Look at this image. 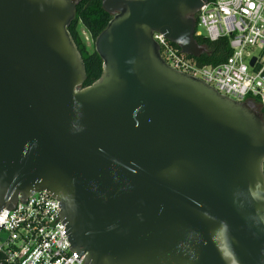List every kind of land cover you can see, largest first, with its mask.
<instances>
[{
	"label": "water",
	"instance_id": "water-1",
	"mask_svg": "<svg viewBox=\"0 0 264 264\" xmlns=\"http://www.w3.org/2000/svg\"><path fill=\"white\" fill-rule=\"evenodd\" d=\"M208 1L101 0V74L83 87L80 0H0V210L47 192L87 264H264V119L152 38L200 58Z\"/></svg>",
	"mask_w": 264,
	"mask_h": 264
},
{
	"label": "built area",
	"instance_id": "built-area-1",
	"mask_svg": "<svg viewBox=\"0 0 264 264\" xmlns=\"http://www.w3.org/2000/svg\"><path fill=\"white\" fill-rule=\"evenodd\" d=\"M194 38L225 40L230 55L199 65L159 33L152 38L172 70L264 113V0H209L195 15ZM255 59L254 65L250 61ZM0 264H87L75 257L60 223L59 202L45 191L0 210Z\"/></svg>",
	"mask_w": 264,
	"mask_h": 264
},
{
	"label": "trees",
	"instance_id": "trees-1",
	"mask_svg": "<svg viewBox=\"0 0 264 264\" xmlns=\"http://www.w3.org/2000/svg\"><path fill=\"white\" fill-rule=\"evenodd\" d=\"M110 19L111 16L101 8V0H80L76 6L75 17L68 28V32L76 43L84 61L86 80L83 87L91 85L100 77L102 61L94 51V48L91 52L86 49L80 39L77 27H83L94 42ZM196 42L205 49V53L197 60L199 65L221 64L230 55L225 40L211 43L207 40L196 38ZM261 114L264 118V113L261 112Z\"/></svg>",
	"mask_w": 264,
	"mask_h": 264
},
{
	"label": "rangeland",
	"instance_id": "rangeland-1",
	"mask_svg": "<svg viewBox=\"0 0 264 264\" xmlns=\"http://www.w3.org/2000/svg\"><path fill=\"white\" fill-rule=\"evenodd\" d=\"M78 33L80 35V39L82 41V43L84 44V46L86 47V49L91 52L93 50V40L91 39L90 35L88 34V32L81 26L77 27ZM256 109V108H255Z\"/></svg>",
	"mask_w": 264,
	"mask_h": 264
},
{
	"label": "flooded vegetation",
	"instance_id": "flooded-vegetation-1",
	"mask_svg": "<svg viewBox=\"0 0 264 264\" xmlns=\"http://www.w3.org/2000/svg\"><path fill=\"white\" fill-rule=\"evenodd\" d=\"M256 111L261 115V117H263L262 114H261V112H260L258 109H256ZM263 119H264V118H263Z\"/></svg>",
	"mask_w": 264,
	"mask_h": 264
}]
</instances>
